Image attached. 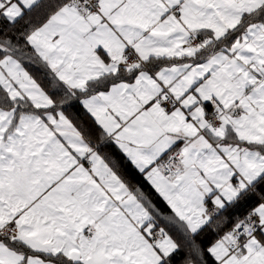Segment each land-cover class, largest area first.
Segmentation results:
<instances>
[{
    "label": "snow or ice",
    "instance_id": "1",
    "mask_svg": "<svg viewBox=\"0 0 264 264\" xmlns=\"http://www.w3.org/2000/svg\"><path fill=\"white\" fill-rule=\"evenodd\" d=\"M0 264H264V0H0Z\"/></svg>",
    "mask_w": 264,
    "mask_h": 264
}]
</instances>
